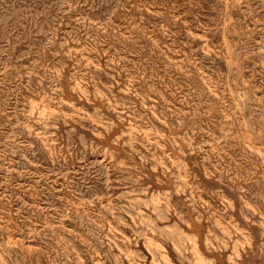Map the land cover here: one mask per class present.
I'll list each match as a JSON object with an SVG mask.
<instances>
[{
    "label": "rangeland",
    "instance_id": "374dc122",
    "mask_svg": "<svg viewBox=\"0 0 264 264\" xmlns=\"http://www.w3.org/2000/svg\"><path fill=\"white\" fill-rule=\"evenodd\" d=\"M0 264H264V0H0Z\"/></svg>",
    "mask_w": 264,
    "mask_h": 264
}]
</instances>
